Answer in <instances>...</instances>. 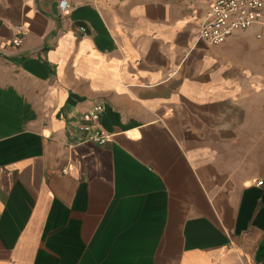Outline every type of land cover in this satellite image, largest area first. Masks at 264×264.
<instances>
[{
  "label": "crops",
  "instance_id": "crops-1",
  "mask_svg": "<svg viewBox=\"0 0 264 264\" xmlns=\"http://www.w3.org/2000/svg\"><path fill=\"white\" fill-rule=\"evenodd\" d=\"M208 1L0 0V264H264V27Z\"/></svg>",
  "mask_w": 264,
  "mask_h": 264
},
{
  "label": "built area",
  "instance_id": "built-area-1",
  "mask_svg": "<svg viewBox=\"0 0 264 264\" xmlns=\"http://www.w3.org/2000/svg\"><path fill=\"white\" fill-rule=\"evenodd\" d=\"M57 9L61 15H68L72 9L71 0H57ZM254 25L264 27V0H209L196 37L209 46H218L237 31L246 30ZM21 35L25 34L22 25L16 27ZM84 31V27L79 28ZM22 36L14 37L11 43L18 47ZM102 103H95L83 111L77 119V130L85 134V140L96 145L107 142L111 134L99 125ZM262 184V180L255 185Z\"/></svg>",
  "mask_w": 264,
  "mask_h": 264
},
{
  "label": "rangeland",
  "instance_id": "rangeland-1",
  "mask_svg": "<svg viewBox=\"0 0 264 264\" xmlns=\"http://www.w3.org/2000/svg\"><path fill=\"white\" fill-rule=\"evenodd\" d=\"M260 116H258L257 114H254V116L256 117H259L260 121H261V124H260V131H261V149H262V153H261V161L264 162V103H263V106L262 108L260 109V113H259ZM253 116V117H254Z\"/></svg>",
  "mask_w": 264,
  "mask_h": 264
}]
</instances>
